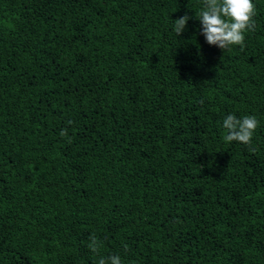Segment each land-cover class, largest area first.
I'll return each instance as SVG.
<instances>
[{"label": "trees", "instance_id": "1", "mask_svg": "<svg viewBox=\"0 0 264 264\" xmlns=\"http://www.w3.org/2000/svg\"><path fill=\"white\" fill-rule=\"evenodd\" d=\"M253 3L220 50L200 0H0V264H97L92 234L122 264H264ZM229 114L257 118L255 151L224 141Z\"/></svg>", "mask_w": 264, "mask_h": 264}, {"label": "clouds", "instance_id": "2", "mask_svg": "<svg viewBox=\"0 0 264 264\" xmlns=\"http://www.w3.org/2000/svg\"><path fill=\"white\" fill-rule=\"evenodd\" d=\"M201 8L196 16L202 27L201 35L210 46H216L220 50H230L232 46L242 45L245 33L255 29L256 5L253 0H200ZM190 17L185 14L172 21L173 31L176 36L186 30V24ZM203 103V101H201ZM71 124V121L68 122ZM259 125L255 116L246 115L237 118L233 114L227 115L222 121L225 130L223 137L225 142H239L255 151L252 147V138ZM61 137L67 136V130L62 129ZM71 139L69 138V141ZM88 248L99 257L97 264H122L120 255H100L103 241L95 234L89 236ZM126 247V246H125Z\"/></svg>", "mask_w": 264, "mask_h": 264}]
</instances>
